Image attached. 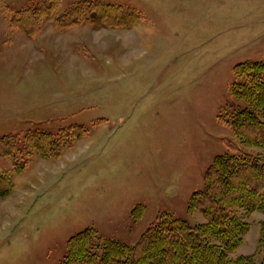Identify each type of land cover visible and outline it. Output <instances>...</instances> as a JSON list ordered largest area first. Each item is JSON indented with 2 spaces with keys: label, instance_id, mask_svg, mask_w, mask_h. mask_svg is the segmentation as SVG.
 Masks as SVG:
<instances>
[{
  "label": "rangeland",
  "instance_id": "rangeland-1",
  "mask_svg": "<svg viewBox=\"0 0 264 264\" xmlns=\"http://www.w3.org/2000/svg\"><path fill=\"white\" fill-rule=\"evenodd\" d=\"M36 0H0V155L12 188L0 198V264H58L67 242L92 227L135 243L159 215L204 222L189 207L216 156L234 141L227 123L243 106L234 66L264 59V0H101L136 8L130 26L79 23L59 30L61 0L29 36L11 18ZM79 136L56 157L27 137ZM28 154V155H27ZM237 212L249 229L231 258L259 262L264 211Z\"/></svg>",
  "mask_w": 264,
  "mask_h": 264
},
{
  "label": "trees",
  "instance_id": "trees-1",
  "mask_svg": "<svg viewBox=\"0 0 264 264\" xmlns=\"http://www.w3.org/2000/svg\"><path fill=\"white\" fill-rule=\"evenodd\" d=\"M60 3L36 0L15 12L10 24L32 36L42 18L53 14ZM139 17L136 8L129 5L79 0L56 12L54 24L59 30L79 23L118 27L130 26ZM230 91L244 104L232 110L227 123L242 143L262 151L252 153L229 141L227 150L207 167L204 187L189 200V207L200 210L205 221L191 225L169 213L159 214L131 245L103 237L88 227L68 240L67 252L58 264H264V255L259 262L250 255L229 256L249 229L237 210L264 211V59L236 64ZM79 133L78 127H73L61 135L32 134L27 137L25 152L57 157ZM14 149L17 143L10 135L0 136V155H10ZM12 185L11 174L0 172V198ZM260 244L264 249V222Z\"/></svg>",
  "mask_w": 264,
  "mask_h": 264
}]
</instances>
